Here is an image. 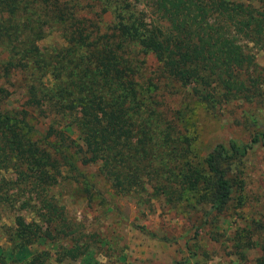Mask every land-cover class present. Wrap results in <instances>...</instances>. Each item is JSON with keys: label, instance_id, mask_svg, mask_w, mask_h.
<instances>
[{"label": "trees", "instance_id": "trees-1", "mask_svg": "<svg viewBox=\"0 0 264 264\" xmlns=\"http://www.w3.org/2000/svg\"><path fill=\"white\" fill-rule=\"evenodd\" d=\"M50 32L61 42L43 47ZM236 37L264 45V3L0 0L1 73H17L25 95L23 108L9 110V91L0 86V172L14 174L0 182L1 201H19L25 211L5 229L0 264H44L35 249L55 238L74 241L56 261L103 264L50 195L65 168L76 171L88 195L104 182L139 206L163 200L174 207L190 195L221 213L234 195L229 166L264 146V122L249 116L254 133L247 142L218 143L196 161L180 111L166 96L183 90L208 109L263 101L255 56ZM148 55L157 62L151 71ZM30 119L48 121L47 128ZM78 163L96 165L92 179ZM23 189L29 195L21 200ZM254 229L237 230L233 247L245 258L244 250L258 246L256 264H264V224Z\"/></svg>", "mask_w": 264, "mask_h": 264}, {"label": "rangeland", "instance_id": "rangeland-1", "mask_svg": "<svg viewBox=\"0 0 264 264\" xmlns=\"http://www.w3.org/2000/svg\"><path fill=\"white\" fill-rule=\"evenodd\" d=\"M243 1L254 5L264 3V0ZM235 41L254 54L263 76L264 93V45H254L241 37H236ZM60 42L58 33L50 32L40 44L47 47ZM5 58L6 52L0 47V64ZM146 66L149 71L157 67L152 55L146 57ZM1 72L0 65V86L9 91L5 107L9 110L23 108L25 95L19 75L4 77ZM166 100L170 107L180 111L190 154L196 161L218 143L229 139L247 142L254 133L249 116L264 122V100H233L208 109L183 90L166 96ZM30 123L44 131L48 121L30 119ZM77 168L92 179L96 165L86 167L78 163ZM75 172L65 168V178H60L50 195L79 228L77 236L95 247L94 255L103 264H256L261 254L258 246H252L243 251L245 258H241L233 247L237 230L248 226L252 230L264 224V146L261 144L253 146L240 161L237 159L229 166L227 174L234 182V195L221 213L211 212L206 202L200 203L197 197L190 195L174 207L163 200H154L152 209L147 205L139 206L131 196L113 194L104 182L88 195L80 190L81 179L80 182L74 180ZM2 178L11 179L14 174L2 171L0 182ZM23 190L21 200L29 195ZM9 193L16 195L14 190ZM1 198L2 195L0 246L6 247V227L11 225L15 214L25 211L17 208L19 201L12 206ZM27 218L29 220L31 215L27 214ZM54 240L41 243L35 249V254L47 258L44 264H79V260L69 258L56 261L61 247L72 246L74 241Z\"/></svg>", "mask_w": 264, "mask_h": 264}]
</instances>
